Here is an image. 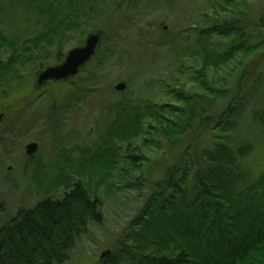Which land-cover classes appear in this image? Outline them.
I'll return each mask as SVG.
<instances>
[{
	"label": "rangeland",
	"instance_id": "1",
	"mask_svg": "<svg viewBox=\"0 0 264 264\" xmlns=\"http://www.w3.org/2000/svg\"><path fill=\"white\" fill-rule=\"evenodd\" d=\"M35 1L0 0V32L11 42H17L13 41L14 38L25 31L30 33L27 39H18V46H5L0 52L5 64L17 55L24 58V63H16L0 85V116H3L0 121V227L21 209L33 208L47 197L61 198L69 187L70 174L75 173L72 169L82 172L85 155L93 156L98 148H106L104 144L110 136L104 134L119 111H130L142 105L169 106L160 112L156 123L146 121V133L141 136L147 143V149L141 156L152 161L140 169L146 174L144 182H139L145 190L136 192L130 183L121 184L119 173L129 171L122 161L113 165L112 159L108 158L106 165L101 162L91 165L89 157L83 166L86 170L84 182L98 176L107 177L110 181L106 187L97 178L86 184L102 201L104 222L90 226L89 234L78 241L64 264H136L134 257L139 260L142 254H150L151 250H145L147 245L151 248L150 231L144 229L145 224L138 226L137 221L146 212L145 208L154 194V181L165 170V167L156 166L155 160L160 157L178 158L181 150L192 152L195 148L196 144L187 142L186 138H182L184 147L177 146L176 136L180 133L173 134L175 129L171 125L179 126V130L201 125L194 116L187 119L186 126L179 125L187 108V104L180 100L182 94L209 98L211 101H205V107L218 112L232 99L243 103L238 128L222 133L221 130H213L211 125L206 133L199 135L203 136L199 147L212 150L216 142L222 140L218 138L226 139L232 146L251 142L254 151L242 167L255 178L261 174L264 170V144L258 146V137L264 136V130L257 132L251 114L255 112L259 117L263 116L264 78L262 83L249 84L239 95L236 89L238 75L231 74L226 79V82L230 80L228 86L223 83L217 85L226 96L215 100L214 95L207 93L201 85L195 59L190 53L185 57L177 47L187 38L190 42L195 40L193 32L183 34L182 30L188 23L205 21L202 6L206 0H104L100 2L97 13L82 16L77 22L80 27L67 31L61 42L50 48L42 44L39 49L31 41L36 37L32 32L40 33L35 14L42 7L55 13L59 3L54 0L50 3ZM250 2L255 4L256 10L264 8V0ZM100 30L105 33L103 46L82 72L70 82L37 87L36 76L41 67L58 65L61 55L63 60L59 64H62L71 49L83 46L89 34ZM174 36H177L176 46L172 45ZM160 40L165 43L160 44ZM214 41L219 44L218 48L229 49L239 39L233 43L220 38H214ZM168 45L175 47L172 49ZM248 58L239 53L228 65L235 69ZM222 68L218 71L212 69L209 78L203 73L207 86L215 89V81L227 73ZM181 71L184 72L183 78L179 75ZM122 83L126 89L116 90V86ZM211 118L217 119L214 115ZM187 133H191L190 129ZM232 136H238L234 144ZM31 144H37V149L29 154L27 148ZM139 144L132 149L136 150ZM121 147L117 142L111 149L117 155L123 149ZM132 149L127 152L123 149L121 159L133 153ZM73 179L78 180L77 176ZM150 218L149 214L146 220ZM134 234L135 239L132 238ZM175 244L176 241L161 248L159 255H176L180 247H175Z\"/></svg>",
	"mask_w": 264,
	"mask_h": 264
},
{
	"label": "trees",
	"instance_id": "2",
	"mask_svg": "<svg viewBox=\"0 0 264 264\" xmlns=\"http://www.w3.org/2000/svg\"><path fill=\"white\" fill-rule=\"evenodd\" d=\"M54 1L59 3L55 13L42 7L35 14L38 18L36 27L40 29V33L32 32L36 37L31 41L37 49L42 44L50 48L61 42L67 31L80 27L77 22L81 21L82 16L88 17L97 13L100 2L104 0ZM202 9L205 19L203 23H188L187 28L181 29L183 34L193 32L192 37L195 40L190 42L188 38L186 41L183 39L185 42L177 44V47L181 48L185 57L190 53L195 59L199 68V80H202L201 85L207 93L214 95L215 100L224 98L225 92L217 85L223 83L228 86L230 80L226 82V79L231 74L238 75L236 89L239 95L249 84L262 83L264 50H260L264 48V8L256 10L255 4L250 0H206ZM102 33V45L97 54L105 39V33ZM29 34L25 31L14 38L13 41L17 42H11L0 32V52L5 46H18L19 41L27 39ZM176 37L174 36L172 44L175 46ZM214 38L231 40V43L239 39V42L231 44L229 49L218 48L219 44ZM159 43L165 42L160 40ZM172 45L168 46L173 49L175 46ZM239 53L249 58L235 69H230L229 61ZM61 57L62 55L59 63L63 60ZM23 61L22 55L11 58L7 64L0 58V85L4 83L13 66L18 62L23 64ZM49 67L54 66L47 68ZM222 67L227 73L221 80L218 79L220 82L214 80L215 89L207 86L209 84L206 83L205 76L209 78L212 69L218 71ZM47 68L41 67L39 72ZM183 73L179 72L180 78L184 77ZM208 99L184 94L180 96L187 108L183 112V118L179 120V125L186 126L187 119L193 116L201 125L198 128L186 126L180 130L179 126L171 125L175 129L173 134L180 133V136H176L179 143L177 146L184 147L185 138L187 142H194L196 145L192 152L181 150L178 158H156L155 165L165 167V170L154 181V194L145 208L146 212L137 221L138 226L145 224L144 229L150 231L151 248L147 245L145 250L149 249L151 253L142 254L139 260L134 257L136 264H264V170L255 178L242 167V163L254 151V145L248 142L232 146L226 139L218 138L222 140L217 141L212 150L199 147V141L203 137L199 135L206 133L211 125L213 130H221L222 133H230L238 128L244 109L242 102L232 99L218 112L205 107V101H211ZM262 105L264 112V104ZM167 107L169 106L142 105L130 111H119L104 134L110 136L104 144L106 148H98L93 156L85 155L81 164L83 173L79 169H72L75 173L70 174L69 187L61 198L47 197L33 208L21 209L0 227V264H64L69 260L78 241L89 234L90 226L103 224L102 201L93 195L92 188L86 184L94 182V178L102 181L104 186H108L110 181L107 177L98 176L84 182L86 170L83 166L89 157L92 159L91 165L100 162L106 165L108 158L112 159L113 165L118 161L124 162L129 171L119 173L121 184L130 183L132 187L135 186L133 188L136 192L145 190L144 185L139 182L144 180L146 174L140 169L152 161L141 156L147 149V143L141 136H145L146 121L156 123L160 112ZM212 115L217 119L212 120ZM251 117L252 124L261 133L264 130V113L259 117L252 112ZM189 129L191 133H187ZM237 137H231L233 144ZM263 139L264 136L258 137V146L264 144ZM117 142L122 147L125 145L123 149L126 152L140 142L143 144H139L136 150L132 149L133 153L121 159L123 149L117 155L111 149ZM139 172L141 173L138 174ZM73 176H77L78 180L73 179ZM149 214L151 218L147 221ZM134 237L135 234L132 238ZM175 241L174 246L180 247L176 255H159L161 248L164 249L163 247Z\"/></svg>",
	"mask_w": 264,
	"mask_h": 264
},
{
	"label": "water",
	"instance_id": "3",
	"mask_svg": "<svg viewBox=\"0 0 264 264\" xmlns=\"http://www.w3.org/2000/svg\"><path fill=\"white\" fill-rule=\"evenodd\" d=\"M103 33L97 32L89 34L85 44L80 47L71 49L65 58V61L57 66L49 67L46 70L39 72L36 76V84L38 88H42L50 83L67 82L70 79L76 77L82 69L89 65L102 44ZM126 89L125 84H119L116 86V90L124 91ZM3 120V116H0V121ZM37 144H31L28 146L27 151L32 154L36 151ZM108 254L105 253L103 257Z\"/></svg>",
	"mask_w": 264,
	"mask_h": 264
}]
</instances>
